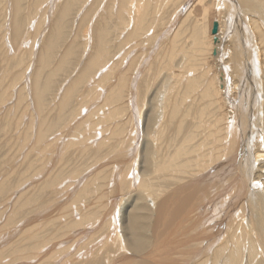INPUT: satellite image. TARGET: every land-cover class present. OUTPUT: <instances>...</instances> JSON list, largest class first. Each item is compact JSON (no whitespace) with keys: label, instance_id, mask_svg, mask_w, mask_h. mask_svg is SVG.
Returning a JSON list of instances; mask_svg holds the SVG:
<instances>
[{"label":"bare ground","instance_id":"bare-ground-1","mask_svg":"<svg viewBox=\"0 0 264 264\" xmlns=\"http://www.w3.org/2000/svg\"><path fill=\"white\" fill-rule=\"evenodd\" d=\"M39 1L40 0H37L36 2H39ZM41 1H44V0H41ZM49 1L50 0L45 1V3H43L44 5L40 4L42 7L39 9V11L44 10L45 11L44 17L47 18L48 17L47 14H48L49 15L48 19H52V15L55 16V18H54L55 20H54V23H53V26L51 29V33H49V35H47V36L46 35L43 36V34H41V37L39 36L40 38H38L36 41L35 40L32 41V46L30 47L31 50L33 52L38 50V53L37 54L35 53L36 55L34 57V58L37 57V65H35V69H34L33 64H35V62L30 63V65H28L25 68V70H23L24 78L21 81L22 83H25V82L30 83L31 88H30V86H29V88L31 90V95L33 96V103L35 105V110L37 109V111H39L38 113H40V111H43L45 108L46 97L49 96L48 94L50 93V91L52 90V87L54 85L53 84V81H54L53 80V75H54L53 72L56 69H54L53 71L47 72L48 76L46 75L45 79H42V76H43L44 72L47 71V67L49 66L50 62L52 61L51 60L52 50L56 47L55 43L59 40V36L61 34V31L63 30V27H64V29L66 27V24L68 22V19H66V18L68 17L67 16L68 12L71 9V5H70L71 2L70 3H63V7L59 9V11L57 12L56 15H54L55 12L58 10L57 4L59 3V1L53 0L52 4L56 3V5H57V6L55 5L56 7H54V9H53L52 4H51V6H49V4L45 5ZM151 1H154V0H118V6L115 3L117 8H118L117 16L119 17V15H120V19H121L123 14L126 11V15L128 18V22H126L127 24H126V26H124L123 29L121 27L120 28L117 27V28H119V30H121V29L123 30V31L121 30V33H124V32L129 33L130 32L129 36L132 37V39H130V40L135 39L136 35L137 34L139 35L140 30L144 31L145 29H147V28H144V26L146 24V21L148 20V16H150V14L152 13L151 10L149 12L147 11L148 8H150V4L152 3ZM60 2L62 4L63 0ZM22 3H23V0H11V6H10L11 8L9 10V11H11V14H9L10 20L7 22V18H4V22H3L4 29L2 31L3 32L2 38H3V41L5 43L4 42H2V43L5 44V46H6L5 48L7 49L6 52H8L9 54H10L11 48H10V46L6 45L8 40L13 47V50H14L13 52H15L17 50V47H18L19 53H21V51H23L25 49V47L28 46V41L30 42L29 36L31 34L28 32L25 39H23V43L22 44L19 43V39L22 41V37L24 36V33H26L25 31H27L26 30L27 26L30 27V24H31V22H30V24L27 25L26 24L27 21H26V23H24L23 14H22L24 11L23 10L24 7H23ZM27 3L25 2V4H27ZM106 3H107V0H106ZM109 3H112V0H110ZM85 4L86 3L84 2V5ZM158 4H157V6H158ZM111 5H113V4H111ZM188 5L190 7L188 10L193 9V13H194V7L197 8V9H195V15L198 17L201 16V17L197 18V20L201 19L202 16H211L210 17L211 18L210 30H209L208 34H206V36L209 35V36H207V37H209L208 43H207L206 38L203 39V35H204L203 29L204 28H202L201 30H199V32H200L199 34H202L201 35L202 37L200 36L202 39L201 38L198 39L197 44L201 43L199 45L203 44L202 47H204V46L206 47L208 55L205 58V62L208 64L207 65L208 67L212 68L211 71L213 72V75H214L215 71L217 70V68L219 69V71L218 72L216 71V75H214L212 77H210L208 75L209 78H207V79H205V76H204L203 82L198 87H196L197 84H196V77H195L197 71L195 73H190V76H192L193 78L190 79L188 81V83L186 81L184 82L185 79L184 80H182V79L176 80V78H175L176 81H175V84L172 83L173 85L170 87V90H169L170 93L168 95V99L166 98L167 100L165 102H162V100H161V102H162L161 114L162 115H160L161 117H160L158 123L155 122L156 118L153 119L152 117H150L148 115L147 125L150 127H156L157 124H161V125H159V127H161L162 132H164V133H166L165 130L168 131L170 128L176 127V131L178 132V133L177 132L176 133L179 136H180V132L183 130V127L187 126V129L185 131V134L182 135L180 142L179 141L176 142L175 140H174L175 142H171V140H170V142L169 141L166 142L167 140H165V141L163 140L164 142H162V141L161 142H154L157 146L155 151L151 152V150H153V149H151L150 151H149V149H145L147 153H145V155H144V159H143L144 165H143L142 173L137 171V167L135 168V165H137L138 157H137V160H132L135 156L131 159V157H132L131 155L133 153L135 154V152L132 151V154H131L132 148L129 146L127 150L124 149V151L126 152V153L124 152L125 153L124 156L122 155V152L119 153L118 155L116 154V156H114L112 153H115V152L111 151L110 154H108V156H107V157H109V159L107 158L106 162L104 160V158L106 156L104 157V154H103L104 164H102V165L100 164L101 166L100 167L98 166V169L96 171H94L95 170V168H94V170L88 174V177H89L88 179H86L84 176V178L77 180V178L79 176V173H78V176H75V178L71 177V179H70L71 181L70 182L68 181L69 185L65 184V182H66L65 180L67 178L64 179L63 183L65 185L64 186L65 190H66V186L68 185L67 190L65 192L62 191L64 189V187L61 188V185L63 186V183L61 185H59L58 189L56 188L57 189V192L55 194L57 196V198L55 199L56 204L59 203L61 201V199H63V198H64V200H67V198L69 200H71L72 198L75 197V196L73 197V194H75V193L77 194L78 199L83 198L85 196V193L87 190L86 196L88 195L87 198H89L90 199L89 201H91V202H88L89 203V204H87L88 206L83 204V203H85V201L88 200L87 198H86L87 200H85L84 202L83 201H81V202H83L82 204L85 205V207H86L85 209H87L88 207H89V210H90V207H92V209L88 213V216L86 215L87 213L86 214L84 213V215L81 214L83 216H81L79 221H81L82 223L83 222L86 223L87 219L85 221V218H88V220H89L91 217L92 218L95 217V221H92L86 227L85 226L81 227L83 224L80 223L79 228L76 227L73 230H71L69 232V234L67 233L68 235H66V236H68L67 237L68 240H66L65 243L68 241L77 243L78 241L82 240L84 237L88 236L92 230H95V231L100 230L101 231V230H103V228H107L106 232H105V230L101 231V232H105V235L102 233L103 237H101V239L102 238L103 239L101 241H98L100 239V238H98L100 235L97 236L100 233H97V235H95L96 240H95V238L93 240V241H95V244L93 243L94 245H92L93 246L92 248L87 247V248H89V249H87L88 250L87 253L86 252L84 254H82L83 252L80 253V249L82 248V246L80 247V244H81L80 243L79 244L80 249H78V247H77L78 251H77L76 255L71 256L69 254L68 258L65 257V260L64 261L60 260L61 263H58V264H75V263L80 264L86 258L85 256H91L90 258H92V256H93L94 258L95 257L97 258L99 256L98 255L96 256L95 255L96 253H94V252H96V250H98V249L100 251V249H103V247H105V243L108 244L110 242L113 243L112 244V247L114 246L113 250L116 251V253L118 251L119 252L115 258L112 257L111 260L108 261L107 263H105V261L107 260L106 259L103 262L104 264H264V0H189V2L187 1L186 8ZM109 6H110V4H109ZM198 7H201V8H198ZM50 9H52V12ZM110 10H111V8H110ZM110 10H109V12L105 13L104 15L101 14L102 16L99 17L100 13L103 11V10H101V12L98 13L99 14L98 17L95 19V21L91 25V28L87 27V32L85 33L86 44H85L84 50L82 51L83 55H82V59H81V61H83V66H82L81 70L77 73V76L75 75L76 76L75 78H73V79L71 78L72 80L69 83L70 85L68 87H66L65 91L63 90L64 93L61 96V98L60 97L57 98V96H56L54 98L53 103H52L54 106V109L56 108V106H58L59 113H58V117H56L58 119L61 118L62 112L67 107L69 108V105L71 104V102L74 98V95L76 96V94H74V93H75L76 89L79 88V85L81 83L82 84L88 83L86 86V91L89 90V88H90L89 85L95 79L96 74L101 72L102 71L101 69H104L105 65L107 66V64H109V63L111 64V62L104 64V62L107 61V59L110 57V55H107L108 51L109 52L112 51L110 49V47H109V49L111 51L108 50V46L110 43V37H111L112 31H114L112 27L114 25L113 24V17L115 14L113 15L112 10L111 11ZM5 11L7 12V10L2 9V13H3L2 15H5L3 17H6L8 14V13L6 14ZM33 11L35 12V10H33ZM114 11H116V10H114ZM33 15H32V18L34 17ZM156 15H157V13H156ZM158 15H159V13H158ZM190 15H192V14H190ZM153 16H154V14H153ZM186 17H187V15H186ZM152 18L154 19L155 17H152ZM152 18H149V19H152ZM124 19H126V18H124ZM65 20H67V21H65ZM80 21H82V20H80ZM34 22H35V20H34ZM199 22H201V21H199ZM215 22L218 23V33L216 35H213L212 30H213V26H214ZM45 23H46V21H45ZM184 23H185V20H184ZM118 24H120V23H118ZM121 24H122V22H121ZM88 26H89V23H88ZM150 26H148V30H149ZM115 28H116V26H115ZM30 29H31V27H30ZM30 29L28 28V31H30ZM78 29H79V27H78ZM177 31H179V30H177ZM84 32H85V30H84ZM146 32H147V30H146ZM173 32H175V31H173ZM184 32H186V31H184ZM44 33H45V31H44ZM168 33H169V31H168ZM142 34H140V35H142ZM170 34L171 33H169V35ZM184 34H181V35L183 36ZM181 35L180 34L174 35V38H175L174 40L178 41V39H180L178 37L179 36L181 37ZM196 36H199V35L196 34ZM196 36H194V37H196ZM140 38H141V36H140ZM215 38L217 39L216 41H215ZM14 39H16L17 41H14ZM117 39H118V37H117ZM119 40H120V38H119ZM130 40L128 39L127 41H129L131 43ZM180 41H182V40H180ZM123 42H125V40ZM37 44L40 47L36 49L35 46ZM129 44H127V45H129ZM69 46H70V48H68L65 53L63 52L64 54L61 57L60 63L59 64L57 63L59 66V67H57V69H59V68L62 69L63 66H69L70 61L67 60V55H70L72 45H69ZM175 46H178V44H176ZM87 47L90 49V51H87V49H86ZM171 47H173V46H171ZM73 48H74V45H73ZM171 50L173 52V49H171ZM129 52L125 56H127V57L132 56V54H130L131 52L130 53ZM30 54H31V52H30ZM169 54H168V56H169ZM53 55L55 56L54 53H53ZM69 57H71V56H69ZM72 60H74V59L72 58ZM108 61H109V59H108ZM79 62H80V60H79ZM151 65H152V67L154 66L153 63H151ZM152 67H151V69H152ZM222 67H224V69H225L224 71L222 70ZM32 68L34 69V71L32 70ZM109 68L110 69H108V70H112L111 67H109ZM120 68L121 67H119V70H120ZM123 68H125V67H123ZM106 69L107 68H105V70ZM0 70H1V67H0ZM28 70H31L32 74L30 76H28V74H27L28 78L27 77L25 78L26 72H28ZM117 71L118 70H116L115 72H117ZM122 71H124V70H122ZM136 71H137L136 76L132 77L133 78L132 79L133 84L130 83L131 82L130 77L127 78V76L124 73H119V75L117 74V82L115 85H110L112 81H109L108 82L109 84L108 83L106 84V85H109L108 86L109 88L107 90L106 95L103 93L104 98H102L103 90L102 91L100 90V95L98 96L99 99H97V102L99 103V101H101L100 103H102V104L98 105V104H96L97 102L95 101L96 102L95 105L91 106V107H94V109L91 110L90 113L88 111V113H87L88 117H86V119H88L89 117H92V114L94 112L95 113L97 111L99 112V109L103 108L105 105L110 106V104L116 103L115 101L120 103L121 100L124 99L125 91H127L129 89V87L131 86L130 84H132V86H131L132 98L135 97L134 100L137 103V99H138L137 95L139 94V89L141 90V85L139 83L138 84V86H139L138 90H136L135 87H137V86H136L135 82L138 83V81H140V80H136L137 79L136 77H138L142 71L141 72H139L138 70H136ZM15 73H17V72H15ZM218 73H219V75H218ZM174 74L175 73H173V75ZM206 74H208V72ZM112 75H114L113 72H112ZM6 77H5V79H6ZM217 78L219 80V84L217 83L218 82ZM8 80H9V78H8ZM10 80H11V78H10ZM68 80H69V78H68ZM5 81H7V79ZM205 82L207 84H205ZM5 83L7 84V82H5ZM22 83H21V85H22ZM217 84H218V86H217ZM26 85H28V84H26ZM14 87L12 90L13 93H14V90H16V89H14ZM190 89H192V90L194 89L193 92L194 91L196 92L197 90L200 89L198 91L199 93H195L196 95L194 97H196L197 100L200 99V100H198L200 103L199 106H201V108L203 107V109L200 111L199 114L195 113V116L192 113L193 111L191 109V106L188 107V105L185 104V102L187 101V99L189 97L186 98L187 96H183V98H182L180 96L181 94L183 95V93H189ZM11 93H9V94L5 93L4 94V92H3L2 93L3 96L0 95L2 98V99H0V102L2 101V103L0 105V115L5 114V113L6 114L10 113V115H11V112L14 110V107L12 108L10 103L12 102L15 95H13ZM19 93H17V94L19 95ZM21 93L23 94V92H21ZM27 93H28V91H27ZM191 94L194 95V93H191ZM188 95H190V93ZM4 96L5 97L8 96V98L5 100ZM190 99H191V95H190ZM196 99H193L194 102L197 101ZM25 100H26V98H25ZM22 102H23V100H22ZM135 102H134V104H135ZM25 105H27V104H25ZM193 105H194V103H193ZM195 105H197V104H195ZM15 107H16V104H15ZM31 109H30V111H31ZM116 109L118 110V112L122 111L124 109V106L123 107H117ZM208 110H209V114L207 115L206 112ZM18 111H19V109H18ZM133 111H135V110H133ZM25 112H26V110H25ZM82 112H83V110H82ZM113 113H114V111H113ZM32 114H34V111ZM35 114L37 115V113H35ZM140 114H141V112L139 113V116H140ZM18 115L16 118H18ZM133 115L135 116V113H132V116ZM20 116H21V114H20ZM112 116H114V115H112ZM123 116L124 115L119 116L118 120L123 119ZM136 116H137V112H136ZM21 117H23V116H21ZM30 117H32V115H30ZM34 117L35 116H33V118ZM101 117H100V119H101ZM5 118H4V120L2 119L4 122H5ZM48 118H50V117L48 116ZM51 118H52V116H51ZM136 118H138V117H136ZM23 119L25 120V118H22V120ZM115 120H117V118H115ZM43 122H44V120H43ZM43 122H40V123L38 122L37 128L35 129L36 134L33 133V135L36 136V141H35V144L33 145V148H32L33 152L36 151L39 153H43L47 147L53 146L55 144L54 142L57 141V140H55L53 142L54 144H52V143H48L46 140V137L48 136V134H50V132L52 130H54V128H55L54 126H56V125L45 126L43 124ZM136 122L139 123V119ZM15 123H17V122L15 121ZM27 123H26V126H27ZM123 123H125V122H123ZM23 124H25V123L23 122ZM2 125H4V124H2ZM10 125H11V122H10ZM20 126H18V127H20ZM8 127H10V126H8ZM124 127H126L125 124H118L116 126L113 125L112 126V128L114 130L113 133L118 132L119 129L121 131ZM31 128H30V130H31ZM215 128L217 130H215ZM22 129H23V126H22V128H16V130L12 134L16 135V136L18 135L19 136L18 138H20V137H22V131H23ZM26 130L24 132H26ZM107 130L109 131V129H107ZM107 130H105V131H107ZM135 130L136 129L134 128V131ZM105 131H103V132H105ZM131 131L134 132L133 129ZM198 131H200V132H198ZM27 132H29V131H27ZM204 132H206L205 135H207V133H208L207 138H208V140L210 139L212 141L211 143L207 142V140L205 142H203L202 136H204ZM0 133H1V131H0ZM118 133H120V132H118ZM167 134L170 135L169 133H167ZM24 135L25 134H23V136ZM130 135H132V134L130 133ZM130 135H129V138H130ZM113 136H115V138H113V139L116 140V138H117L116 134L115 135L113 134ZM119 136L120 135H118V137ZM133 136H131V137H133ZM60 137H62V136H60ZM162 137H161V139H162ZM172 137H174V136H172ZM213 137L216 139H214ZM125 138H123L122 142H124ZM43 139H45V140L43 141ZM48 139H49V137H48ZM118 139H122V138H118ZM152 139H153V136H152ZM28 140L29 139L25 138V136H24V137H22L21 142H24V143L28 142L29 143ZM126 141H127V139H126ZM58 142H59V139H58ZM109 142L110 141L108 138L103 139L101 141V143H99L97 148L95 147V149H97V153L101 152L103 149L107 148ZM148 143H150V142H148ZM155 144H154V146H155ZM68 145H70V143H68V141H67V143L64 142V144H62L60 147H55L53 151H54V153L57 152V154H61L65 150L68 151L66 149V147ZM109 149H111V148H109ZM137 149H138V147H137ZM138 151H139V149H138ZM106 152H107V150H106ZM111 154L113 155V157H110ZM101 155L99 154V156H101ZM101 161H102V159H101ZM90 162H91V160H90ZM93 164H95V163H93ZM138 164H140V163H138ZM90 165L92 166V164H90ZM133 166L135 168L134 171H132ZM67 167H69V166H67ZM88 167H89V165L87 166V168ZM86 170H88V169H86ZM34 171H36V170H34ZM101 171L104 173L107 172V174L103 175V173H101ZM108 171L110 173H108ZM86 172H88V171H86ZM93 172L95 174L91 176L90 174H92ZM81 174L82 173H80V175ZM69 176H72V175H69ZM49 177L51 178L50 175H49ZM69 178H68V180H69ZM56 179H57V177L56 178L53 177L52 181H55ZM90 180H92V181H90ZM105 181H106V183L109 181L107 184L105 183L106 186L103 185ZM89 182H91V184L88 186ZM111 184H112V187H111ZM42 185L44 186L45 184H42ZM0 186H1V188H0L1 192L5 191L9 187V185L6 184V182L2 183ZM103 188H106V189L103 190ZM89 189H90V191H89ZM102 190H103V192L100 194L99 192H101ZM146 191L147 192L150 191V193H148V195H147ZM98 193L100 196H97ZM141 193L145 196H143ZM10 196H12V195H10ZM53 196H54V194H53ZM20 197L21 198H19V200L15 203V205L13 204V201H12L13 207L11 206V208H13V210L11 209L12 211H11V214L9 216L10 219L17 216L19 214V211H21L20 213H22V211L25 208H27V206H29V204L31 203L30 197L27 198L24 195H21ZM7 199H6V201H7ZM8 201H10V200H8ZM73 201H75V200H73ZM149 202L153 203V207L151 205L152 208L150 207ZM7 203L8 202H6V204ZM90 205H92V206H90ZM59 208H61V207H59ZM77 209L79 210V209H83V208L78 207ZM25 210H24V212H25ZM52 210H54V209H52ZM79 211H81V210H79ZM83 211H86V210L83 209ZM87 211H88V209H87ZM127 212H128V214H127ZM23 213H22V215H23ZM52 213H54V212L51 210L47 209L46 212L44 210L43 214H41V215L39 214L35 218L33 217V219H31L29 222L30 223L35 222V224H38L37 221H39V220L44 221L45 220V219H41V217L43 218L44 215H50ZM117 213H119V215L121 214V216H119L120 218L122 217L120 220H117V217H116ZM125 215H128L127 216V225L124 222L125 227L120 225L121 228H119L118 223L121 221L123 222L122 219H123V217H125ZM27 216H28V214H27ZM51 216H53V214ZM49 218H50V216H49ZM78 218H79V216H78ZM45 221L49 222L50 219L45 220ZM45 221H44L45 224H49L48 222L46 223ZM71 221H70V223H72ZM75 221H77V220H75ZM79 221L76 223H79ZM29 222H28V225H29ZM40 223H42V222H40ZM57 223H58V221L56 222V224ZM113 223H115L116 227L113 225ZM45 224L44 225L39 224V229L44 227ZM68 224H69V222H68ZM72 224L70 226H72ZM9 226H10V224H9ZM31 226H32V224H31ZM59 226H60V224H59ZM112 226H113V228H112ZM37 227L38 226H32L30 229L25 228V230L22 234H21L20 228H18L17 230L7 232L5 235H2V236H7L4 239L11 238V240H14L18 237L23 239L24 236L31 234V236H30L31 239H33V238H37V239L40 238L41 239V237H38V236H40V234L37 232L35 233V231H37L36 230ZM45 228H46V226H45ZM62 228H64V227H62ZM64 229H66V227ZM69 229H70V227H69ZM120 230H121V232H123L124 236L123 235L119 236ZM60 231H61V229H60ZM40 232H43V231L40 230ZM61 232H63V231H61ZM61 232H59L60 235H61ZM57 233L58 232L56 230L55 235ZM59 233H58V235H59ZM55 235H53V236H55ZM2 236L0 237V239L2 238ZM34 236H36V237H34ZM61 236L64 237L63 235H61ZM117 236H119V238ZM58 238H61V237H58ZM89 239H90V236H89ZM27 241H29V240H27ZM63 242L55 244L52 248H55L56 246L59 247L61 244L62 245L65 244ZM37 243H39V241ZM11 244L13 245V243H11ZM16 244H17V242H16ZM19 244H17V245L19 246ZM41 244H42V242L40 244H33L32 245V247L34 246L32 251H34L36 253H31L30 255L31 256L35 255L34 259L37 258V260L38 259L40 260V257L42 256V254L45 253V252H43L42 249L40 250V247L43 246ZM45 244H44V246H45ZM47 244H49V243H47ZM81 245H83V244H81ZM86 245H88V244L86 243ZM109 246H111V245H107V247H109ZM107 247L103 250L104 251L108 250ZM15 249H16V247H15ZM99 251H97V252H99ZM72 252H74V251H72ZM107 252L109 253L111 251L109 250ZM74 254H75V252H74ZM110 256H112L111 253H110ZM108 258H110V257H108ZM96 261L98 262L99 260L96 259L95 262ZM101 261H103V260H101ZM5 263L6 262H4V264ZM38 263H39V261H38ZM53 264H57V263L55 262Z\"/></svg>","mask_w":264,"mask_h":264},{"label":"rangeland","instance_id":"rangeland-1","mask_svg":"<svg viewBox=\"0 0 264 264\" xmlns=\"http://www.w3.org/2000/svg\"><path fill=\"white\" fill-rule=\"evenodd\" d=\"M36 1L37 0H30V1L29 0L28 1L27 0H23V3H22V5L24 7L23 8L24 11L22 13L23 14L24 23H26V21H27L26 24L28 25L31 22V24H30L31 29H30L29 26H27V28H26L27 31H25L26 33H24V36L22 37V41L19 39V43H21V44L23 43V39H25V37L27 36V34L29 32L31 35L29 36L30 42L28 41V46H26L25 49L23 51H21V53H19V48L18 47H17V50L15 52H13L14 51L13 47H12V45L10 44V42L8 40L6 45L10 46V48H11L10 54H9L8 52H6L7 49L5 48L6 47L5 44L2 43V42H4L3 38H2V34H3L2 31L4 29V26H3L4 18H7V22L10 20V15L9 14H11V11H9V10L11 8L10 7L11 6V0H0V35H1L0 36V40H1L0 41V53H1L0 54V67H1V70H0V78H1L0 79V83L2 82L0 84V90H1L0 91V95H2L3 92H4V94L5 93H7V94L11 93L14 86H15L14 89H16V90H14V93L13 92L11 93V94L15 95L13 100H12V102L10 103L12 108L14 107V110L11 112V115H10V113L1 114L2 116L0 115V125L2 126V127L0 126V131H1V133H0V185L2 183H4V182H6V184L9 185V187L5 191H3V192L0 191V237L2 235H5L7 232H11V231L17 230L18 228H20L21 234H22L24 232L25 228L26 229L27 228L30 229L32 226H38L37 229H36L37 231H35V233L36 232L39 233L40 236H38V237H41V239L40 238L39 239H37V238L31 239L30 238L31 234L24 236L23 239L18 237L19 239L16 238L14 240H11V238L4 239L7 236H2V238L0 239V263L1 264H4V262H6L5 264H53L55 262L58 264V263H61L62 260L64 261L65 257L68 258L69 254L71 256L76 255L77 251H78L77 247H78V249H80L79 248V244L80 243L83 244V245L80 244V247L82 246V248L80 249V253H82V252H83L82 254H84L85 252L87 253L88 252L87 249L92 248L93 247L92 245L95 244V241H93V240H94V238L96 240V236L95 235H97V233H100L97 236L100 235L98 237V238H100L98 241H101L103 239V238L101 239V237H103V234L105 235V232L107 231V228H103V230H101V231L105 230V232H101L100 230H97V231L92 230L89 233L88 236H86L82 240H80L81 242L78 241L77 243L76 242L74 243V242H69L68 241V242L65 243V241L68 240L67 239L68 236H66V235H68L71 230H73L76 227L79 228L80 227V223L83 224L81 227H83V226L86 227L92 221H95V217H93V218L91 217L92 219L90 218L89 220H88V218H85V221L87 219L86 223L85 222L82 223L81 221H79L81 216L84 215V213L85 214L87 213L86 215L88 216V213L92 209V207H90V210H89V207H88L87 208L88 211H87V209H85L86 208L85 205L88 206L87 205V204H89L88 202H91V201H89L90 199L87 198L88 195L86 196L87 190H86L85 196L83 198H79L78 199L77 198V194L75 193V194H73V197L74 196L75 197L72 198L71 200H69L68 198H67V200H64V198L61 199V201L59 203H57L58 205L60 204L58 206L56 204V201H55V199L57 198V196L55 194L57 192V189L59 188V185H61L63 183L64 179H66V178L67 179L65 180L66 181L65 184L69 185V182L71 181L70 180L71 177L75 178V176H78V173H79V176H78L77 180L84 178V176H85L86 179H88L89 178L88 174L90 172H92L94 170V168H95L94 171H96L98 169V166L100 167L102 164H104V160L106 162L107 158L109 159V157H107V156H108V154H110L111 151L115 152V153H112L114 156H116V154L118 155L121 152H122V155L124 156V154L126 153L124 151V149L127 150L129 146L132 148L131 154H132V151L135 152V154L133 153L131 155L132 156L131 159L135 156L132 160H137V157H138V161L139 162L137 161V165H135V168L137 167V171L142 173V171H143L142 169H143V165H144V160L143 159H144L145 153H147L145 149H149V151L151 149H153V150H151V152L155 151L157 146H156V144L154 142H161V141L164 142L165 140H167L166 142H168V141L170 142V140H171V142H175V141L176 142H178V141L180 142V140L182 138V135L185 134V131L187 129V126H185L186 128L183 127V130L180 132V136L177 134L178 132L176 131V127L170 128L169 129L170 131L169 130L168 131L165 130L166 133H164V132H162L161 127H159V125H161V124H157V126H156L157 128L156 127H150V126L147 125L148 115L150 117H152L153 119L156 118L155 122L158 123V121H159V119L161 117L160 115H162L161 114L162 102H165L168 99V95L170 93V91H169L170 87L173 84H175L176 80H179V79L184 80L185 79L184 82L186 81L188 83V81L193 78L192 76H190V73H195L197 71L195 77H196V84H197L196 87H198L203 82L204 76H205V79H207V78H209V76L212 77V76L216 75V71L217 72L219 71V69L217 68L216 71L214 70L215 73L213 75V72L211 71L212 68L208 67L207 66L208 64L205 62V58L208 55L206 47L205 46L202 47L203 44L199 45L201 43L197 44L198 39H200L202 37L201 36L202 34H199L200 33L199 30H201L202 28H204L203 29L204 30L203 39L206 38L207 43H208V40H209L208 38L209 37H207V36H209V35L206 36V34H208V32L210 30V23H211V18L210 17L211 16H202V18H201L202 20L201 19L197 20V18L201 17V16L198 17V16L195 15V9H197V8L194 7V13H193V9L188 10L190 8L189 5L186 8L187 1L189 2V0H154V1H151L152 2L150 4V8L151 9L148 8L147 11L149 12L151 10L152 13L150 12L151 13L150 16L151 15L152 16L151 17L148 16V20L146 21V24L144 26V28H147V29H145L144 31L140 30L139 31V35L142 34V33L143 34L140 35L141 38L137 34L136 38H135L136 40L135 39L130 40V39H132V37L129 36L130 32L129 33L124 32L125 34L121 33V30L127 24L126 22H128V18H127V15H126V11L123 14L121 19H120V15H119V17L117 16L118 0L117 1L116 0H112V3H109L110 0H107V3H106V0H88V1L87 0H73L74 2L72 0L71 1L70 0L69 1L68 0H63L62 4L60 2L62 0H58L59 1V3L57 4L58 5V7H57L58 10L55 12L54 15H56L57 12L59 11V9L63 7V3H70L71 2L70 3L71 9L68 12V15H67L68 17L66 18V19H68L66 27H65V29L63 27V30L61 31V34L59 36V40L55 43L56 47L53 49L54 51L52 50V57H51L52 61L50 62L49 66L47 67V71H45L43 76H42V79H45L46 75L48 74L47 72L53 71L54 69H56L53 72L54 73V75H53V80H54L53 84L54 85L52 87V90L48 94L49 96L46 97L45 108H44L43 111H40V113H38L39 111H37V109L35 110V105L33 103V96L31 95L30 83H26V82L22 83L21 81L24 78L23 70H25V68L28 65H30V63H34L35 62V64H33V66H34L33 68L34 69H35V65H37V57L36 58H34V57L38 53V50H36L34 52L31 50L30 47L32 46V41L33 40L36 41L38 38H40L41 34H43V36H45V35L47 36V35H49V33H51V29H52V26H53V23H54V20H55L54 19L55 16L52 15V19H48V17H49L48 14H47V16H48L47 18L44 17L45 11L44 10L39 11V9L42 7L41 5H44L43 3H45V1H47V0H44V1L40 0L39 2H36ZM25 2L26 3L28 2L27 3L28 5L25 4ZM84 2L86 3L85 5H84ZM52 3H53V0H50L45 5L49 4V6H51ZM115 3L117 4V6H116ZM109 4H110L111 7L109 6ZM111 4H113V5H111ZM157 4H158V6H157ZM52 5H53V9H54V7L57 6L56 3H54ZM110 8H111V10L113 12V15L115 14L114 17H113V24L114 25L112 27L114 31H112V34H111V37H110V43H109V46H108V50L111 49L112 51L111 50L110 51L112 53L108 51L107 55H110V57L108 58L109 61L107 59V61H105L104 64L105 63H109V62H111V64L110 63L107 64L108 67L105 65L104 67L107 68V69L105 70V68L103 67L104 69H101L102 71L96 74L95 79L89 85V87H90L89 90L86 91V86H87L88 83L87 84L86 83L85 84L81 83L79 85V88L76 89V91L74 93V94H76V96L74 95V98H73L71 104L69 105V108L67 107L62 112L61 118L58 119V118H56V117H58V113H59L58 106H56V108H55L56 110H55L52 103H53L54 98L56 96H57V98H59V97L61 98V96L63 95L64 91L66 90V87H68L70 85L69 83L71 82V80L77 76V73L81 70V68L83 66V61H81V59H82V55H83L82 51L84 50V47H85V44H86V41H85L86 35H85V33L87 32V27L91 28V25L93 24L95 19L98 17V15H99L98 13L101 12V10H103L104 12L102 11L100 13L99 17L102 16L101 14L104 15L105 13L109 12ZM198 8H201V7H198ZM2 9L7 10V12L5 11L6 14L8 13L6 17H3L5 15H2L3 14L2 13ZM33 10H35V12ZM50 10L52 12V9H50ZM114 10H116V11H114ZM156 13H157V15H156ZM158 13H159V15H158ZM153 14H154V16H153ZM190 14H192V15H190ZM32 15L34 16L33 18H32ZM186 15H187V17H186ZM152 17H155V18L153 19ZM124 18H126V19H124ZM149 18H152L153 20L149 19ZM183 19L185 20V23H184ZM34 20H35V22H34ZM80 20H82V21H80ZM45 21H46V23H45ZM65 21H67V20H65ZM199 21H201V22H199ZM117 22L120 23V24H118ZM121 22H122V24H121ZM88 23H89V26H88ZM115 26H116V28H115ZM148 26H150L149 30H148ZM78 27H79V29H78ZM117 27H119V28L121 27L122 29L119 30V28H117ZM28 28L30 29V31H28ZM43 30L45 31V33H44ZM84 30H85V32H84ZM146 30H147V32H146ZM177 30H179V31L181 30V31L179 32ZM168 31H169V33H171L170 35H169ZM173 31H175V32H173ZM184 31H186V32H184ZM184 33L185 34L187 33V34L185 35ZM176 34H180V35L184 34V35L183 36L181 35V37L179 36L178 38H180V39H178V41H175L174 40L175 39L174 35H176ZM196 34L199 35V36H196ZM194 36H196L197 38L194 37ZM117 37H118V39H117ZM119 38H120V40H119ZM128 39L131 41V43L129 41H127ZM124 40H125V42H123ZM180 40H182V41H180ZM14 41H17V40L14 39ZM127 44H129L130 46L127 45ZM176 44H178V46H175ZM69 45H72V49H71L70 55H67V60L70 61L69 62V66H63L62 69L61 68L57 69V67H59L58 64L61 61L62 55L67 51L68 48H70ZM73 45H74V48H73ZM171 46H173V47H171ZM39 47L40 46H38V44L35 46L36 49L39 48ZM109 47H110V49H109ZM86 49H87V51H90V49L88 47ZM171 49H173L174 53L172 52ZM30 52H31V54H30ZM128 52L130 54H132V56H128V57L125 56V55L128 54ZM53 53L55 54V56L53 55ZM168 54H169V56H168ZM69 56H71V57H69ZM72 58L74 60H72ZM79 60H80V62H79ZM151 63H153V65H154L153 67H152ZM109 67H111L112 70H108V69H110ZM119 67H121L120 70H119ZM123 67H125V68H123ZM151 67H152V69H151ZM33 68H32V70L34 71ZM116 70H118V71L115 72ZM122 70H124V71H122ZM136 70H138L139 72L142 71L140 73V75H139L140 77L139 76L136 77L137 78L136 80H140V81H138V83H136L134 81L136 86H137V87H135L136 90H138V87H139L138 84L140 83V85H141V90L139 89V94L137 95V98H138L137 99V103L134 100L135 97L132 98V89H131V86L133 84V82H132L133 78L132 77L136 76V73H137ZM222 70L223 71L225 70L224 67H222ZM15 72H17V73H15ZM112 72H113L114 75H112ZM172 72L175 73V74L173 75ZM207 72H208V74H206ZM119 73H124L127 76V78L130 77V79H131L130 83H132V84H130L131 86L129 87V89L127 91H125L124 99H122L120 103L115 101L116 103L110 104V106H106L105 105L103 108L99 109V112L97 111L95 113L93 111L94 113L93 114L91 113L92 117H89L88 119H86V117H88V114H87L88 111L90 113V111L94 109V107H91V106L95 105V103L97 102V99H99L98 96L100 95V90L101 91L103 90L102 98H104V94L106 95L107 90L109 88L108 87L109 85H106V84L109 81H112L110 85H115L116 82H117V74L119 75ZM27 74H28V76H30L32 74L31 70H28V72H26L25 78L26 77L28 78ZM218 75H219V73H218ZM5 77H6L7 81H5L6 80ZM8 78H9V80H8ZM10 78H11V80H10ZM68 78H69V80H68ZM175 78H176V80H175ZM217 81H218L217 83L219 84L218 78H217ZM5 82H7V84ZM21 83H22V85H21ZM26 84H28V85H26ZM205 84H207V83L205 82ZM218 84H217V86H218ZM29 86H30V88H29ZM193 90L192 89L189 90L190 91L189 93L191 95V99H190V95H188L189 93H183L182 92L183 95L181 94L180 96L182 98H183V96H187L186 98L189 97L187 99V101L185 102V104H187L188 107L191 106V109L193 111L192 113L195 116V113L199 114L200 111L203 109V107L201 108V106H199L200 103H199L198 100H200V99L197 100L196 97H194L196 95L195 93H199L198 91L200 89L197 90L196 92L195 91L193 92ZM27 91H28V93H27ZM21 92H23V94ZM17 93H19V95ZM191 93H194V95L191 94ZM7 98H8V96H6V97L4 96L5 100ZM25 98H26V100H25ZM0 99H2L1 96H0ZM193 99H196L197 101L194 102ZM22 100H23V102H22ZM161 100H162V102H161ZM100 102L101 101H99V103L97 102L96 104H98V105L102 104ZM134 102H135V104H134ZM1 103H2V101L0 102V105H1ZM193 103H194V105H193ZM15 104H16V107H15ZM25 104H27V105H25ZM195 104H197V105H195ZM123 106H124V109L122 110L123 112L122 111L118 112V110L116 108L117 107H123ZM18 109H19L20 112L18 111ZM30 109H31V111H30ZM25 110H26V112H25ZM32 110L34 111V114H32L33 113ZM82 110H83V112H82ZM133 110H135V111H133ZM113 111H114V113H113ZM136 112H137V116H136ZM138 112L139 113L141 112L140 116H139ZM35 113H37V115ZM132 113H135V116L133 115L134 117L132 116ZM20 114L23 117H21ZM206 114L207 115L209 114V110L206 112ZM17 115H18V118H16ZM30 115H32V117H30ZM112 115H114V116H112ZM122 115H124L123 119H119L118 120L119 116H122ZM33 116H35V117L33 118ZM48 116L50 118H48ZM51 116H52V118H51ZM100 117H101L102 120L100 119ZM136 117H138V118H136ZM4 118H5V122L3 121ZM22 118H25V120L24 119L22 120ZM115 118H117V120H115ZM42 119L44 120V122H43ZM136 119L137 120L139 119V123L136 122L137 121ZM9 121L11 122V125H10ZM15 121L17 123H15ZM23 122L25 124H23ZM38 122L39 123L43 122V124L45 126H50V125L54 126V125H56V126H54L55 127L54 130H52L50 132V134H48V136L46 137V140H47L48 143H52V144L55 143L56 145L54 144L51 147H47L46 150L43 153H39V152H36V151L33 152V149H32L33 145L35 144V141H36V136L33 135V133L36 134L35 133V129L37 128ZM123 122H125V123H123ZM26 123H27V126H26ZM2 124H4V125H2ZM16 124L18 126H20V125L21 126L18 127ZM118 124H125L126 127H124L123 128L124 130L122 129L121 131L119 129L118 132H120V133H118V132L113 133L114 130H113L112 126L113 125L116 126ZM8 126H10V127H8ZM22 126H23L22 137L25 136V138L29 139L28 141H29L30 144L28 142H26V143L21 142L22 137L18 138L19 137L18 135L16 136V135L12 134V133H14L16 128H22ZM30 128H31V130H30ZM134 128L136 129L135 131H134ZM216 128H215V130L218 129V128L217 129ZM107 129H109V131L111 133ZM132 129H133L134 132L131 131ZM25 130H26V132H24ZM105 130H107V131H105ZM27 131H29V132H27ZM103 131H105V132H103ZM198 132H200V131H198ZM130 133L132 135H130ZM167 133H169L170 135H168ZM23 134H25V135L23 136ZM113 134L114 135L116 134V137H117L116 140L113 139V138H115V136H113ZM205 134H206V132H204V136H202L203 137V139H202L203 142H205L207 140V142L211 143L212 141L210 139L208 140V138H207L208 133H207V135H205ZM118 135H120V136L118 137ZM129 135H130V138H129ZM60 136H62V137H60ZM131 136H133V137H131ZM152 136H153V139H152ZM172 136H174V137H172ZM48 137H49V139H48ZM161 137H162V139H161ZM105 138L106 139L108 138L109 141H110L109 144H108V147L103 149L101 152L97 153V149H95V147L97 148L99 143H101V141L103 139H105ZM118 138H122V139H118ZM123 138H125L124 142H122ZM58 139H59L60 143L58 142ZM126 139H127V141H126ZM214 139H216V138H214ZM44 140L45 139H43V141ZM55 140H57V141H55ZM67 141H68V143H70V145H68L66 147V149L68 151H66V150L63 151L62 152L63 154L62 153L61 154H57V152L54 153L53 150H54L55 147H60L62 144H64V142L67 143ZM148 142H150V143H148ZM154 144H155V146H154ZM137 147H138L139 151H138ZM109 148H111V149H109ZM106 150H107V152L108 151L109 152L107 153ZM99 154L100 155L102 154L101 155L102 157L99 156ZM103 154H104V157L106 156L105 158L103 157ZM112 154H111L110 157H113ZM100 158L102 159V161H101ZM103 158H104V160H103ZM90 160H91V162H90ZM92 162L95 163L96 165L93 164ZM138 163H140V164H138ZM90 164H92V166ZM88 165H89V167L87 168ZM67 166H69V167H67ZM135 168L133 166L132 167V171H134ZM86 169H88V170H86ZM34 170H36V171H34ZM85 170L88 171V172H86ZM80 173H82V174L80 175ZM101 173H103V175L107 174V172L104 173L102 171H101ZM108 173H110V172L108 171ZM94 174L95 173L93 172L90 175L92 176ZM49 175L51 176V178L49 177ZM69 175H72V176H69ZM53 177L54 178L57 177V179L55 181H52ZM68 178H69V180H68ZM90 181H92V180H90ZM105 183H106V181L104 182V184L103 183L102 184L106 186L107 183L106 184ZM42 184H45V185L43 186ZM90 184H91V182L88 183V186ZM68 185L66 186V190H67ZM64 186L65 185L63 183V186L61 185V188L64 187ZM111 187H112V184H111ZM0 188H1V186H0ZM106 188H103V190L106 189ZM66 190H65V187H64V189L62 191L65 192ZM103 190L101 192H99V193L101 194L103 192ZM89 191H90V189H89ZM99 193L97 194V196H100ZM148 193H150V191L147 192V195H148ZM53 194H54L55 197L53 196ZM10 195H12V196H10ZM21 195H24L27 198L28 197L31 198V203L29 204V206H27V208H25L26 210L24 209L25 212L28 214V216L23 210L22 213L24 212L23 215L25 214L26 216L25 215L23 216L22 213H20L21 211H19V214L17 216H15L16 218L14 217L15 219L14 218L10 219L9 216L11 214V211L13 210V208H11V206L13 207V204L15 205V203L19 200V198H21L20 197ZM143 196H145V195H143ZM6 199H7V201H6ZM8 200H10V201H8ZM73 200H75V201H73ZM85 200H87V201H85ZM12 201H13V204H12ZM81 201H83V202L85 201V203H83ZM6 202H8L9 204L7 203L8 204L7 205ZM82 203L85 204V205H83ZM149 205H150V207H151V205L153 207V203L152 202H149ZM90 206H92V205H90ZM59 207H61V208H59ZM78 207H81V208H83L86 211H83V209H79V210H81V211H79L77 209ZM47 209L53 211L54 213L55 212L57 213V214L55 213L56 215L54 213H52L53 216H51L52 214H50V215H44L43 218L41 217V219H45V220L50 219L49 222L47 221L49 224H45L44 223L45 220L44 221L43 220L42 221L41 220L37 221L38 224H35V222H32V223L29 222L31 219H33V217L35 218L37 215L43 214L44 210L46 212ZM52 209H54V210H52ZM81 214H83V215H81ZM117 214H116L117 220H120L122 218V217L121 218L119 217V216H121V214L120 215H119V213H117ZM127 214H128V212H127ZM77 215L79 216V218H78ZM49 216H50V218H49ZM127 216L128 215H125V217H123V219H122L123 222L121 221V222L118 223L119 228H121L120 225H122L123 227H125V224L127 225ZM68 219L70 221L73 219L71 221L73 224L70 223V221ZM75 220H77V221H75ZM57 221H58V223L56 224ZM78 221H79V223H76ZM28 222H29V225H28ZM40 222H42V223H40ZM68 222H69V224H68ZM124 222H125V224H124ZM9 224H10V226H9ZM31 224H32V226H31ZM39 224H43V225L45 224L46 228L44 226L41 229H39ZM59 224H60V226H59ZM71 224H72V226H70ZM113 225L116 227L115 223H113ZM68 226L70 227V229H69ZM62 227H64V228L66 227V229H64ZM112 228H113V226H112ZM60 229L63 232H61ZM40 230L43 231V232H40ZM56 230H57L58 233L61 232V235H63L64 237H62L60 235V233H59V235H58V233L55 235ZM53 235H55V236H53ZM121 235H123V232H121V230H120L119 236H121ZM89 236H90V239H89ZM119 236H117V237L119 238ZM34 237H36V236H34ZM58 237H61V238H58ZM27 240H29V241H27ZM38 241H39V243H37ZM16 242H17V244L20 243L21 245L19 244V246H18L16 244ZM41 242H42L41 245H43V246L46 243L45 246H44L45 248L40 245L42 247V248L40 247V250L42 249L43 252H45V253H43L44 255L42 254V256L40 257V260L39 259L37 260V258L34 259L35 255L31 256L30 254L31 253H36V252L32 251L33 248H34V246L32 247V245L33 244H40ZM62 242L65 243V244H63V245L61 244L59 247L56 246L55 248H52L55 244L62 243ZM11 243H13L14 246ZM47 243H49L50 245L47 244ZM86 243L88 245H86ZM112 244H113L112 242H110L108 244L105 243V247H103V249H105L107 247V245H111V246L107 247L108 250L104 251L103 249H100V251H99V249H98L94 253H96L95 255L96 256L98 255L99 257H97V258L95 257L94 258L92 256V258H90L91 256H85L86 258L80 264H84V263L85 264H88V263L89 264H104L103 262L106 259L107 260L105 261V263H107L108 261L111 260L112 257L115 258L118 255V252H119L118 251L116 253V251L113 250L114 246L112 247ZM15 247H16V249H15ZM87 247H89V248H87ZM109 250L111 252L108 253L107 251H109ZM72 251H74L75 254ZM97 251H99V252H97ZM110 253H111L112 256H110ZM107 256L110 257V258H108ZM24 257L25 258L27 257V258L25 259ZM96 259L99 260V261L95 262ZM101 260H103V261H101ZM38 261H39V263H38ZM75 264H77V263H75Z\"/></svg>","mask_w":264,"mask_h":264},{"label":"water","instance_id":"water-1","mask_svg":"<svg viewBox=\"0 0 264 264\" xmlns=\"http://www.w3.org/2000/svg\"><path fill=\"white\" fill-rule=\"evenodd\" d=\"M218 33V23H214V26H213V30H212V34L213 35H216ZM217 39L215 38V41H216Z\"/></svg>","mask_w":264,"mask_h":264}]
</instances>
